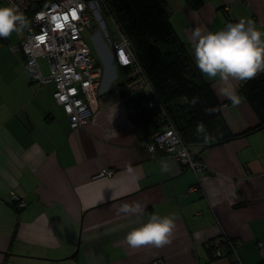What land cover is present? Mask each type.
<instances>
[{"label":"crops","instance_id":"1","mask_svg":"<svg viewBox=\"0 0 264 264\" xmlns=\"http://www.w3.org/2000/svg\"><path fill=\"white\" fill-rule=\"evenodd\" d=\"M165 2L239 137L191 145L207 167L198 176L173 156L153 158L147 145L160 132L158 117L145 111L136 122L129 118L126 103L139 95L122 92L125 72L101 39L96 47L105 67L93 52L103 70L97 110L86 126L72 129L53 98L55 86L35 82L24 55L12 51L24 35L14 33L0 46V264H264V128L253 130L259 118L239 95L243 81L233 82L238 106L218 95L221 85L195 64L191 39L197 27L215 32L241 19L264 31V0H199L197 8L187 0ZM39 68L50 73L47 59ZM103 170L113 175L100 176ZM12 192L24 209L13 204ZM135 203L141 213L120 211ZM153 214L175 218L171 243L131 249L125 236ZM224 239L233 246L225 243L229 253L216 257L209 246Z\"/></svg>","mask_w":264,"mask_h":264},{"label":"built area","instance_id":"2","mask_svg":"<svg viewBox=\"0 0 264 264\" xmlns=\"http://www.w3.org/2000/svg\"><path fill=\"white\" fill-rule=\"evenodd\" d=\"M12 3L18 5L30 21V30H24L23 37L12 47V51L24 55L35 82L55 86L53 98L68 116L72 129L86 126L95 114L103 77V70L86 39V33H89L90 36L93 34V40L96 37L102 41L103 37L107 39L112 47L116 66L125 72L127 94L139 95L137 99H129L126 103L129 118L136 122L145 111H162L163 126L147 145L149 154L153 158L160 153L173 156L183 170H191L197 176L206 171L205 163L192 153L168 119L159 96L132 50L131 43L121 32L104 0H0V7ZM73 12L76 18H73ZM107 18H111L114 23L116 38H113L107 27ZM93 21L97 23L98 31L93 30ZM58 24H63V27H57ZM6 43L8 38H0V46ZM40 59H47L49 62L50 73L47 76L39 68ZM112 175L113 171L103 170L100 173V176ZM11 199L18 209L25 208V201L16 193H11ZM225 243L233 246L225 239L211 243L217 257L223 256ZM152 264L162 263L156 261Z\"/></svg>","mask_w":264,"mask_h":264},{"label":"trees","instance_id":"3","mask_svg":"<svg viewBox=\"0 0 264 264\" xmlns=\"http://www.w3.org/2000/svg\"><path fill=\"white\" fill-rule=\"evenodd\" d=\"M104 2L131 43L168 119L184 143L189 147L193 144L214 147L238 138L231 134L213 89L193 65L184 44L173 29L165 0ZM187 3L194 8L200 5L199 0H187ZM125 80L119 87L127 94ZM239 95L247 100L259 118V125L253 130L264 128V75L242 82ZM149 112L158 117L161 130L162 111L156 109ZM200 123L204 124L211 139L205 140L202 134H197L196 128ZM225 246V252L229 253L228 245ZM209 247L210 252L214 253L211 244Z\"/></svg>","mask_w":264,"mask_h":264},{"label":"clouds","instance_id":"4","mask_svg":"<svg viewBox=\"0 0 264 264\" xmlns=\"http://www.w3.org/2000/svg\"><path fill=\"white\" fill-rule=\"evenodd\" d=\"M25 29L30 30V21L18 5L12 3L0 7V38L7 39L14 33L22 35ZM191 39L195 64L200 72L205 78L221 85L218 95L238 106L241 98L233 82H247L264 72V31L257 29L255 21L241 19L215 32L197 27L192 31ZM193 103H196L195 99ZM196 132L202 134L205 140L211 139L203 123L197 125ZM163 171H170L166 163L163 164ZM120 211L136 215L143 209L135 203L125 204ZM175 230L174 217L153 214L147 223L129 231L124 240L133 250L147 246L162 248L171 243Z\"/></svg>","mask_w":264,"mask_h":264},{"label":"rangeland","instance_id":"5","mask_svg":"<svg viewBox=\"0 0 264 264\" xmlns=\"http://www.w3.org/2000/svg\"><path fill=\"white\" fill-rule=\"evenodd\" d=\"M105 22H106V24H107V27H108V29H109V31H110V33L112 34V36H113V38H116L117 37V32H116V29H115V26H114V23L112 22V20H111V18H107L106 20H105ZM92 27H93V30L94 31H98V25H97V23L95 22V21H93V24H92ZM95 33V32H94ZM89 33H86V39L88 40V43L90 44V46H91V48H92V50H93V52L95 53V55H96V57H97V59L99 60V62L102 64V66L103 67H105V63L103 62V60L101 59V57H100V55H99V53H98V49H97V47H96V41L97 40H100V38H98V37H96V40H93V38H92V35L93 34H91V36H90V34L88 35ZM102 34V33H101ZM102 41V40H101ZM103 42H104V44L109 48V50L111 51L112 50V47L110 46V44L108 43V41H107V39L106 38H104L103 37ZM45 64L46 63H43L42 62V66L44 67V72H46V69H45Z\"/></svg>","mask_w":264,"mask_h":264},{"label":"snow or ice","instance_id":"6","mask_svg":"<svg viewBox=\"0 0 264 264\" xmlns=\"http://www.w3.org/2000/svg\"><path fill=\"white\" fill-rule=\"evenodd\" d=\"M72 15H73V18H76V14H75V12H73ZM64 20H67V17H64ZM57 27L62 28V27H63V24H58ZM40 39H41V41H43V37H41ZM125 62H127V61H125Z\"/></svg>","mask_w":264,"mask_h":264}]
</instances>
